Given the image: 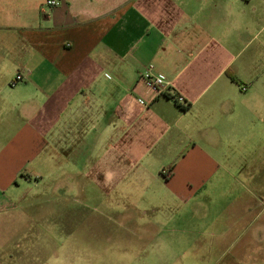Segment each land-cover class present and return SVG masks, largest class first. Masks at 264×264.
I'll return each instance as SVG.
<instances>
[{
    "label": "crops",
    "instance_id": "crops-1",
    "mask_svg": "<svg viewBox=\"0 0 264 264\" xmlns=\"http://www.w3.org/2000/svg\"><path fill=\"white\" fill-rule=\"evenodd\" d=\"M58 1L0 0V211L51 193L57 225L101 231L0 237V264H234L236 221L170 212L244 186L264 151V0ZM96 192L114 196V221L72 220Z\"/></svg>",
    "mask_w": 264,
    "mask_h": 264
},
{
    "label": "rangeland",
    "instance_id": "rangeland-1",
    "mask_svg": "<svg viewBox=\"0 0 264 264\" xmlns=\"http://www.w3.org/2000/svg\"><path fill=\"white\" fill-rule=\"evenodd\" d=\"M253 152L255 148L253 147ZM243 171L239 173V179L244 186H237L235 190H210L202 199L198 207L189 205L182 210L167 211L170 216L176 218H198L204 220H234L237 222L234 230L230 228V237L228 243L225 244L230 252H235L237 258L234 264H264V151L260 156L253 154L243 163ZM249 172V173H248ZM32 190H54L52 186L39 185ZM47 192V191H46ZM45 193V192H44ZM28 199L18 204L19 208L14 207L11 210L0 211V237L13 236H52L66 234L68 226L63 224L66 220L67 210L62 207L63 203L59 196L46 193L38 196H28ZM114 196L107 199L99 192L93 194L89 202L80 203L79 199L72 203L73 217L76 222L85 218H91L92 222L107 220L112 218L114 221L116 206L113 202ZM61 207H60V206ZM21 206V207H20ZM148 216V214L143 215ZM162 212H157L156 217L162 218ZM56 225L53 224V221ZM98 226V225H97ZM114 230L115 223L110 224V228ZM69 229H73L76 234H100L101 228L78 227V223ZM178 229V228H176ZM211 230H221L223 228H210ZM195 230V229H194ZM209 230V231H211ZM103 232H101L102 234ZM181 235L182 233H176ZM210 233H205L201 239L209 241ZM190 235L186 238L189 239ZM198 237V236H197ZM195 238L190 237L187 244L188 250L193 246ZM134 244H126L129 247ZM150 245V244H149ZM147 247V244H140ZM151 247V246H150ZM158 252H167L166 244L157 242L152 246ZM127 248L126 250H128ZM125 250V251H126ZM162 250V251H161ZM241 255L240 257H238ZM227 258L221 259V264H226L232 260ZM127 264H135L134 260H126ZM175 260H162V264H174ZM182 264H196V260L188 258L182 260ZM214 262L215 260H211ZM154 264L158 263V260ZM209 264V263H204Z\"/></svg>",
    "mask_w": 264,
    "mask_h": 264
},
{
    "label": "built area",
    "instance_id": "built-area-1",
    "mask_svg": "<svg viewBox=\"0 0 264 264\" xmlns=\"http://www.w3.org/2000/svg\"><path fill=\"white\" fill-rule=\"evenodd\" d=\"M48 5L50 6H55L57 4H59L58 0H48ZM152 66L149 67V69L144 73V78L149 82V85L151 86V88L155 91H157L159 94H162L163 92H165L166 90V86L167 83L166 81L161 78L160 76H156L153 74L152 72ZM23 81V77L21 74H17L15 80H13L12 84L16 85L19 82ZM246 88L244 87L243 90H245ZM176 101L180 104H184L185 106L187 105V102L185 100L184 97L182 96H176ZM165 174L169 175V173Z\"/></svg>",
    "mask_w": 264,
    "mask_h": 264
},
{
    "label": "trees",
    "instance_id": "trees-1",
    "mask_svg": "<svg viewBox=\"0 0 264 264\" xmlns=\"http://www.w3.org/2000/svg\"><path fill=\"white\" fill-rule=\"evenodd\" d=\"M227 75H229L234 81L237 80V78L230 71H227ZM166 96L172 98L171 95H169V94H167ZM188 107H189V104H187L185 106V108H183V109H187Z\"/></svg>",
    "mask_w": 264,
    "mask_h": 264
}]
</instances>
